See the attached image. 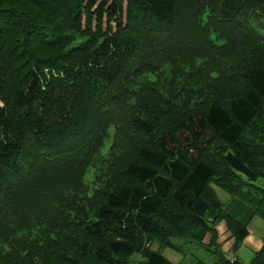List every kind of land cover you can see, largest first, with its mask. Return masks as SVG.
Instances as JSON below:
<instances>
[{
  "label": "trees",
  "instance_id": "obj_1",
  "mask_svg": "<svg viewBox=\"0 0 264 264\" xmlns=\"http://www.w3.org/2000/svg\"><path fill=\"white\" fill-rule=\"evenodd\" d=\"M261 177L264 0H0V264H264Z\"/></svg>",
  "mask_w": 264,
  "mask_h": 264
},
{
  "label": "rangeland",
  "instance_id": "obj_2",
  "mask_svg": "<svg viewBox=\"0 0 264 264\" xmlns=\"http://www.w3.org/2000/svg\"><path fill=\"white\" fill-rule=\"evenodd\" d=\"M108 142H109V140H107V143ZM251 183H253L254 185L260 186V187H264V178H262V177L258 178L255 181H251ZM214 188L216 190L218 197L222 201L227 202L228 200H230V195L227 192H225L224 190H222L221 188H219L217 186H214ZM253 221H261L262 223H264V219L258 215L254 216ZM221 222H223V221H221ZM252 223H254V222L251 221L249 226H251ZM219 224H220V222L216 226L219 227L220 230L222 231L221 225L219 226ZM207 237L208 236H206L205 241H207ZM225 241H227V240H225ZM172 242L175 245H181L182 247L178 248V249H175L172 247L160 248V252L169 261H171L172 264H212L216 260V255L214 253H212L211 251H209L205 247L198 245L195 242H192L190 240H186L184 238H179V237L172 238ZM217 242L220 244V248H222L221 246H223L224 244H221V241H219V240ZM222 242H224V241H222ZM241 244L235 253H233L232 251H228L226 253L228 255H233V256H236L237 258L243 259L239 253V251L244 247V244H242V245ZM151 247L153 249L159 248L158 243L156 241H154L152 243ZM212 248H215V246H213ZM227 257H231V256H227ZM250 258L249 259H243L244 260L243 262L244 263L248 262L250 260ZM142 260H143V257L140 254L135 253L131 256V258L127 264H138Z\"/></svg>",
  "mask_w": 264,
  "mask_h": 264
},
{
  "label": "crops",
  "instance_id": "obj_3",
  "mask_svg": "<svg viewBox=\"0 0 264 264\" xmlns=\"http://www.w3.org/2000/svg\"><path fill=\"white\" fill-rule=\"evenodd\" d=\"M253 219L254 217L251 219V221L254 223H252L251 226L248 225V234L242 241V244H244V247L239 251L243 259H249L256 251H258L261 248L262 243H263L264 223H262L261 221H253ZM220 225H221L222 231L220 230L219 227L216 226L218 233H219L218 240L221 241V244H224L223 246H221L223 251H226V252L231 251L230 247H231L233 238L230 237V232L226 229L225 223L220 222L219 226ZM228 256H233V255H228ZM238 259L241 260L242 262L244 261L241 258H238Z\"/></svg>",
  "mask_w": 264,
  "mask_h": 264
},
{
  "label": "clouds",
  "instance_id": "obj_4",
  "mask_svg": "<svg viewBox=\"0 0 264 264\" xmlns=\"http://www.w3.org/2000/svg\"><path fill=\"white\" fill-rule=\"evenodd\" d=\"M227 255V254H226ZM228 256V255H227ZM230 259H233L234 257L233 256H231V257H229Z\"/></svg>",
  "mask_w": 264,
  "mask_h": 264
}]
</instances>
